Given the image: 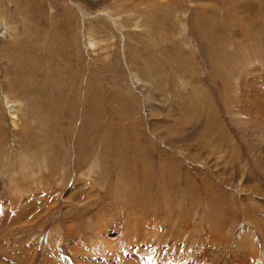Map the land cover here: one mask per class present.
<instances>
[{
  "label": "rangeland",
  "instance_id": "374dc122",
  "mask_svg": "<svg viewBox=\"0 0 264 264\" xmlns=\"http://www.w3.org/2000/svg\"><path fill=\"white\" fill-rule=\"evenodd\" d=\"M0 264H264V0H0Z\"/></svg>",
  "mask_w": 264,
  "mask_h": 264
},
{
  "label": "bare ground",
  "instance_id": "6f19581e",
  "mask_svg": "<svg viewBox=\"0 0 264 264\" xmlns=\"http://www.w3.org/2000/svg\"><path fill=\"white\" fill-rule=\"evenodd\" d=\"M4 24H6V23H4ZM4 26H5V25H4ZM6 26H7V25H6ZM90 38H91V37H90ZM89 40H90V39H89ZM89 44H90L91 47H94L95 42H93V41L90 40ZM163 86H164V85H163ZM4 94H5V93H4ZM21 105H22V104H20V106H21ZM20 106H19V107H20ZM17 108H18V107H15L14 104H10V106L7 107L8 110H6V111L9 113V115H10V118H11L10 120H11V125H12V127H15V125H16V121H17V117H18V116H17L18 114H17V111H16ZM242 228H243L244 231L247 230V228H245V227H242ZM248 231H249V230H248ZM245 233H246V232H245ZM245 233H244V234H245Z\"/></svg>",
  "mask_w": 264,
  "mask_h": 264
}]
</instances>
